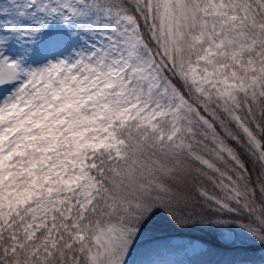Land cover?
Listing matches in <instances>:
<instances>
[{"label":"snow or ice","instance_id":"snow-or-ice-1","mask_svg":"<svg viewBox=\"0 0 264 264\" xmlns=\"http://www.w3.org/2000/svg\"><path fill=\"white\" fill-rule=\"evenodd\" d=\"M0 264H264V0H0Z\"/></svg>","mask_w":264,"mask_h":264},{"label":"trees","instance_id":"trees-1","mask_svg":"<svg viewBox=\"0 0 264 264\" xmlns=\"http://www.w3.org/2000/svg\"><path fill=\"white\" fill-rule=\"evenodd\" d=\"M191 235H192V236H201L202 233H200V232H194V233H191Z\"/></svg>","mask_w":264,"mask_h":264}]
</instances>
